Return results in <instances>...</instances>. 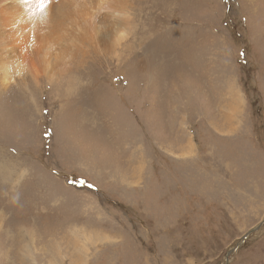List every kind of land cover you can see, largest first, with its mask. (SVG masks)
I'll list each match as a JSON object with an SVG mask.
<instances>
[{
    "label": "rangeland",
    "instance_id": "obj_1",
    "mask_svg": "<svg viewBox=\"0 0 264 264\" xmlns=\"http://www.w3.org/2000/svg\"><path fill=\"white\" fill-rule=\"evenodd\" d=\"M64 1L0 9L25 66L0 81V264H220L256 226L225 264H264V0H119L116 45L97 0L48 38Z\"/></svg>",
    "mask_w": 264,
    "mask_h": 264
},
{
    "label": "bare ground",
    "instance_id": "obj_2",
    "mask_svg": "<svg viewBox=\"0 0 264 264\" xmlns=\"http://www.w3.org/2000/svg\"><path fill=\"white\" fill-rule=\"evenodd\" d=\"M71 1L72 0H65L63 4L58 6V9L55 11L56 12L55 15H57L58 19L55 21L52 20L51 15H48L45 13H42L41 15L36 14V13L33 14V16L38 15V16H43V17L42 18L37 17V20L33 19V20L27 22V24L24 26V28L28 27L26 30V33H28V31L36 23H41L42 21H51V20H52L51 22H54V25H53V28L51 30V35L48 38L52 37V34L55 33L57 30L67 31V26H66L65 22L69 20V17L71 15V12H70ZM118 1L119 0H114L113 3H111L110 0H97V4H96L95 8H91L90 12H92L94 9L96 11H97V9H99V10H105L106 9L108 12H107V16L103 15L100 17L99 20L95 19L96 13H90V14H93L94 19H90L91 16H89L90 20L87 23L88 28L90 30L89 36L90 35L92 37L96 36V34L98 33V29H101L103 31H108V32L112 31V30H116L118 33L116 35V39H115L114 43L112 42V45L119 44L121 41L124 40V38L127 35V32H126L127 30L125 29V27H124L125 25L123 24L125 22L126 17H125V14L122 13L123 10H125V7H123L122 5H119ZM128 1H129L128 4L131 7H135L136 3L138 2V0H128ZM5 3H3V0H0V9H8V12H11L15 9V7H13V5H7ZM3 4H5L4 7L1 6ZM48 9H49V7H48ZM74 13H75L76 17L78 16V14H80L79 11H76ZM109 15H110V17H109ZM0 25H1V21H0ZM116 28L117 29L120 28L121 30H117ZM78 30L79 29L76 28V31H78ZM10 33H11V31L10 32L8 31L7 34H5V36H7V40H9L10 38L12 39V35ZM77 34L73 35L74 39L77 38ZM8 35L10 36V38L8 37ZM0 36H3V33H0ZM48 38H45L44 44L41 45V47L44 48L45 50L49 49V47H50L47 44ZM16 39H17V35L13 39L14 42H12V43H15ZM27 39L22 40L21 45H19V43H16L17 46L19 47V49H21V46H22V48L24 47L25 43L27 42ZM5 40H6L5 38H2L0 41V44L4 43ZM54 40H55V43L57 45L58 44L57 39L54 38ZM9 48H10V46H9ZM4 50H7V48L6 47L5 48L0 47V81H1V84L3 86H6L9 78L12 77V74H14L15 72L16 73L20 72V74H22V72L25 71L24 70L25 66H24L23 60H20L18 58L13 59L14 55L10 56V53H8V52L12 51L11 48L8 49L9 51L7 50L8 52H5ZM10 58L13 59V61H11ZM61 63L66 64L63 60H61ZM21 68H22V71H20ZM16 70H19V71H16Z\"/></svg>",
    "mask_w": 264,
    "mask_h": 264
},
{
    "label": "water",
    "instance_id": "obj_3",
    "mask_svg": "<svg viewBox=\"0 0 264 264\" xmlns=\"http://www.w3.org/2000/svg\"><path fill=\"white\" fill-rule=\"evenodd\" d=\"M259 228V226H256V227H253L252 229H250L249 231L246 232V235L237 243L235 244V246L228 252H226L225 254V260H224V263H220V264H225L228 262V259H229V256H230V253L234 250H236L242 243L243 241L246 239V237L249 235V233L257 230Z\"/></svg>",
    "mask_w": 264,
    "mask_h": 264
},
{
    "label": "snow or ice",
    "instance_id": "obj_4",
    "mask_svg": "<svg viewBox=\"0 0 264 264\" xmlns=\"http://www.w3.org/2000/svg\"><path fill=\"white\" fill-rule=\"evenodd\" d=\"M49 2H50V0H49ZM40 4H41V7H43L44 6V0H40ZM80 183H84V182L80 181ZM89 187H92V185H89Z\"/></svg>",
    "mask_w": 264,
    "mask_h": 264
}]
</instances>
